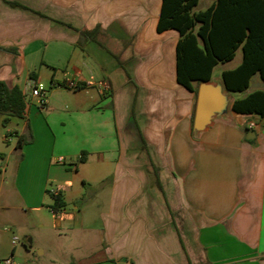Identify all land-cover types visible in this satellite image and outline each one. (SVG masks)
<instances>
[{"label":"crops","instance_id":"crops-1","mask_svg":"<svg viewBox=\"0 0 264 264\" xmlns=\"http://www.w3.org/2000/svg\"><path fill=\"white\" fill-rule=\"evenodd\" d=\"M162 4L0 0V80L18 85L27 101L25 115L10 120L18 127L5 130L24 142L13 149V177L0 178V264L22 251L14 233L28 232L33 215L46 225L44 208L52 228L82 233L54 264H264V116L232 108L264 90L258 79L252 88L259 73L246 90H228L223 71L243 57L218 63L207 82L223 85L226 111L195 129L198 91L178 81L180 32L158 30ZM98 25L97 40L75 29ZM91 42L113 59L94 58ZM71 78L77 88L65 86ZM32 79L49 87L44 105L27 93ZM92 180L106 189L93 245ZM86 185L91 192L74 213L69 197L75 202ZM58 191L67 204L55 214L50 193Z\"/></svg>","mask_w":264,"mask_h":264},{"label":"trees","instance_id":"trees-1","mask_svg":"<svg viewBox=\"0 0 264 264\" xmlns=\"http://www.w3.org/2000/svg\"><path fill=\"white\" fill-rule=\"evenodd\" d=\"M199 1L163 0L158 30L176 28L180 32L177 44L178 81L197 93L196 83L210 80L215 66L232 60L240 48L243 51L242 62L223 71L226 88L246 90L256 73L264 80V0H217L207 9L196 10ZM100 28L99 25L93 28L75 27L88 40H97ZM26 107L23 90L18 85L9 87L4 80H0L2 123L7 126L13 116L23 117ZM232 108L262 118L264 90H255L234 100ZM6 134L11 133L8 130ZM23 142V135H19L16 146L21 148ZM3 156L0 153V158ZM80 160H85V157L82 155ZM154 169L158 177V167L154 165ZM50 194L52 203L49 206L58 214L67 202L61 191Z\"/></svg>","mask_w":264,"mask_h":264},{"label":"rangeland","instance_id":"rangeland-1","mask_svg":"<svg viewBox=\"0 0 264 264\" xmlns=\"http://www.w3.org/2000/svg\"><path fill=\"white\" fill-rule=\"evenodd\" d=\"M87 50L95 56L94 58H100L102 55H104L109 59H113L104 48L95 42L88 44ZM242 57L243 51L242 49H239L237 51V56L229 65L237 64L241 61ZM90 60L93 59L90 58ZM256 79H258L262 86H264V81L262 80L261 75L257 74V78H254L252 82V88L257 86ZM14 127H18L14 120L11 121L7 127L0 123V151L7 154L5 159L2 160V158H0V178H2L3 174L6 177L11 178L17 170L20 157L18 150L13 151V149L18 142V138L12 134H10L8 138L5 137L6 128L13 129ZM90 192L91 188L86 185L84 192L78 199H75V202H73V198L70 196L69 210L75 213L74 204H82V196L84 194L87 196L90 194ZM97 194L99 196L96 197ZM105 195L106 189L102 182L99 183L97 180H92V245L99 242L98 230L102 228L104 224L101 213L105 210ZM17 211L19 214L22 213L19 210ZM25 213L28 212H23L22 214L25 215ZM42 214L45 216V220L47 221L45 226L39 225L40 223L38 222V217L33 215L30 218L31 228L28 232L27 230L23 229L15 231L14 235L19 237V247L22 248V251H19L15 256V261L17 264H54L53 256L61 255L63 254V251L72 250L74 247L75 237L82 235L80 231H76V228L74 230L71 227H62V229L57 227L52 228L51 221L54 219V217L48 208H44ZM65 217L67 218L68 216L65 215ZM71 220L73 221L74 217H71ZM88 220L89 219H86V221ZM44 248L46 251L42 253L41 249Z\"/></svg>","mask_w":264,"mask_h":264},{"label":"water","instance_id":"water-1","mask_svg":"<svg viewBox=\"0 0 264 264\" xmlns=\"http://www.w3.org/2000/svg\"><path fill=\"white\" fill-rule=\"evenodd\" d=\"M228 101L229 96L223 93V85L221 83L212 84L207 81H202L198 90L194 120L195 129L205 127L215 113H224ZM251 135H254V133H249V136Z\"/></svg>","mask_w":264,"mask_h":264},{"label":"built area","instance_id":"built-area-1","mask_svg":"<svg viewBox=\"0 0 264 264\" xmlns=\"http://www.w3.org/2000/svg\"><path fill=\"white\" fill-rule=\"evenodd\" d=\"M65 86L70 88H77L79 84L77 80L71 78L66 81ZM27 93L34 97L40 105H44L47 99L48 86L41 80L32 79L28 85ZM254 125V123H251L250 126ZM19 240V237L17 235H14L13 242L17 243ZM3 262L4 264H17L12 258H7Z\"/></svg>","mask_w":264,"mask_h":264}]
</instances>
